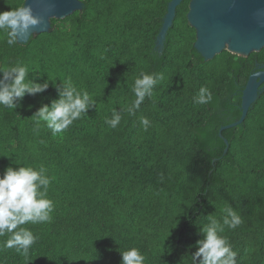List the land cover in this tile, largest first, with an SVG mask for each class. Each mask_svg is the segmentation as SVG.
<instances>
[{"label": "trees", "instance_id": "1", "mask_svg": "<svg viewBox=\"0 0 264 264\" xmlns=\"http://www.w3.org/2000/svg\"><path fill=\"white\" fill-rule=\"evenodd\" d=\"M80 1L65 31L14 46L0 33V68L22 63L27 81L49 83L14 109L0 107V175L45 168L53 202L48 222L20 226L36 238L27 257L0 236V264H122L121 251L133 247L144 264H193L208 227L227 240L236 264H264V92L243 124L220 135L241 119L264 51L205 61L188 22L192 0L177 8L162 48L172 0ZM24 3L0 0V12ZM141 73L160 79L132 114ZM69 80L95 103L57 136L34 117ZM201 87L212 94L205 104L194 99ZM113 110L121 113L115 128L105 123ZM229 207L241 218L235 229L223 223Z\"/></svg>", "mask_w": 264, "mask_h": 264}, {"label": "clouds", "instance_id": "2", "mask_svg": "<svg viewBox=\"0 0 264 264\" xmlns=\"http://www.w3.org/2000/svg\"><path fill=\"white\" fill-rule=\"evenodd\" d=\"M44 24L42 17L34 15L27 0L22 6L0 12V33L6 35V43L9 46L17 45L21 39H30L31 29ZM0 72L3 73L0 78V107L3 108L14 109L16 101L26 94L43 93L49 87L48 82L33 84L27 81L29 69L22 63L15 62L6 69L0 68ZM256 75L262 76L264 71H259ZM159 79L156 74H140L132 88L136 99L128 109L130 113L135 114V110L140 108L145 97L152 95ZM58 92L59 100L53 102L50 108L42 107L34 117L38 122L44 121L54 135L68 129L95 103L87 92L77 91L70 80L64 82L63 88H58ZM194 99L198 104H205L212 100V94L207 88L201 87ZM120 121L121 113L113 110L112 118L105 123L115 128ZM141 124L147 130L150 122L142 117ZM50 182L43 167L39 170L32 167H8L4 174L0 175V236L9 235L4 243L5 248H15L25 257L29 255L36 238L29 229L20 226L50 220L53 202L46 198ZM225 211L227 215L223 221L224 225L229 229L238 227L241 218L230 207ZM204 231L205 237L198 242L193 264L197 258L200 264H236V253L232 251L227 240L218 234L217 229L208 227ZM121 255L122 264H144L145 257L135 247L121 251Z\"/></svg>", "mask_w": 264, "mask_h": 264}, {"label": "water", "instance_id": "3", "mask_svg": "<svg viewBox=\"0 0 264 264\" xmlns=\"http://www.w3.org/2000/svg\"><path fill=\"white\" fill-rule=\"evenodd\" d=\"M37 17H42L45 24L31 29L32 36L49 33L55 25L53 19H66L80 11V0H27ZM183 0L169 3L162 29L157 38V46L162 48L169 30L173 26L177 8ZM188 22L196 30L195 48L205 61H212L225 50L247 57L264 49V0H192L189 6ZM30 39H21L24 44ZM264 84V75L253 74L243 92L242 117L222 131L243 124L252 106L260 95ZM229 146L228 140H225ZM228 148L226 149V152Z\"/></svg>", "mask_w": 264, "mask_h": 264}, {"label": "flooded vegetation", "instance_id": "4", "mask_svg": "<svg viewBox=\"0 0 264 264\" xmlns=\"http://www.w3.org/2000/svg\"><path fill=\"white\" fill-rule=\"evenodd\" d=\"M262 51H264V49H262L260 52L252 53L251 55H249V56H247V57L239 56V55H236V54H234V55H236V56H238V57L248 58V57H250V56H252V55L260 54ZM224 52L231 53V52H229L228 50H225ZM231 54H233V53H231ZM253 69H254V72L252 73V75L255 74V73H257V72H259V71H264V55L258 57V58L255 60V64H254V68H253ZM252 75H251V76H252ZM2 76H3V74L0 73V78H2ZM251 76H250V77H251ZM260 91H261L260 94L264 92V84L260 87Z\"/></svg>", "mask_w": 264, "mask_h": 264}, {"label": "rangeland", "instance_id": "5", "mask_svg": "<svg viewBox=\"0 0 264 264\" xmlns=\"http://www.w3.org/2000/svg\"><path fill=\"white\" fill-rule=\"evenodd\" d=\"M6 11V10H5ZM72 22V17H67L66 19H53L51 23L55 25L53 30L61 29L62 31L67 30L70 27V24ZM57 136H60V133L56 134Z\"/></svg>", "mask_w": 264, "mask_h": 264}]
</instances>
